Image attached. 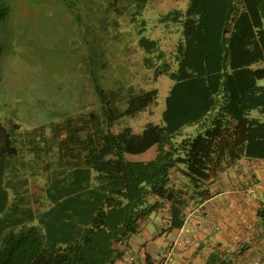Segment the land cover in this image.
I'll list each match as a JSON object with an SVG mask.
<instances>
[{
    "label": "trees",
    "instance_id": "16d2710c",
    "mask_svg": "<svg viewBox=\"0 0 264 264\" xmlns=\"http://www.w3.org/2000/svg\"><path fill=\"white\" fill-rule=\"evenodd\" d=\"M79 1L115 12L125 0ZM145 2L135 0V11ZM9 12L0 0V27ZM160 21L180 27L172 51L142 34L138 46L153 78L172 81L161 124L112 132L121 117L154 104L158 89L129 86L107 100L97 84L100 105L86 112L23 133L12 118L0 120V264L124 261L118 240L141 235L153 214L166 219L165 202L167 228H180L185 208L209 198L227 168L264 159V0H187ZM154 145L149 160L126 157ZM258 200L254 237L264 223V191ZM250 246L233 239L202 264H238Z\"/></svg>",
    "mask_w": 264,
    "mask_h": 264
},
{
    "label": "rangeland",
    "instance_id": "374dc122",
    "mask_svg": "<svg viewBox=\"0 0 264 264\" xmlns=\"http://www.w3.org/2000/svg\"><path fill=\"white\" fill-rule=\"evenodd\" d=\"M7 2L10 14L0 27V120L12 118L23 133L50 120L61 121L86 112L100 105L94 87L97 84L107 100L109 91H117L121 97L129 86L158 89L154 104L133 116L121 117L112 124V132L130 127L138 133L149 122L162 123L172 81L167 75L153 78L152 70L143 64L138 40L141 34L156 39L166 55L170 53L180 27L161 22L160 17L173 9L184 10L187 0H146L139 13L135 0L119 3L115 12L107 11L104 2L98 9L88 3L79 6V0ZM193 131V125L185 126L182 134ZM155 150L154 145L126 157L149 160ZM155 219L161 220L159 213L151 215L145 227L153 239L132 235L131 250L138 252L144 243L150 247L159 244ZM164 260L156 256L151 264Z\"/></svg>",
    "mask_w": 264,
    "mask_h": 264
},
{
    "label": "crops",
    "instance_id": "0c3cea01",
    "mask_svg": "<svg viewBox=\"0 0 264 264\" xmlns=\"http://www.w3.org/2000/svg\"><path fill=\"white\" fill-rule=\"evenodd\" d=\"M263 164L264 159L238 160L216 180L209 198L196 204H189L185 208L182 226L190 225L194 228L192 236H182L183 239L190 240L188 244L184 246L174 244L172 246L182 226L173 229L167 228L170 214L169 208L164 205L161 214L166 219H155L159 244L151 247L148 246V243L141 244L138 252L132 250L137 256L133 263L119 259L114 264H151L156 256L157 258H165L168 264H202L210 249L218 248L221 250L231 244L233 241L232 234L236 231L251 245V248L245 252L246 257L256 248L264 254L263 243L254 237L253 230H251L257 221L258 199L264 191V174L260 173V179L254 178L255 184L249 186L247 183V176L251 167ZM176 179L175 187L180 181V179ZM214 221L220 224V230L215 231L211 228V223ZM141 235L145 236L146 239H153V236L145 228ZM199 246L200 249L198 250Z\"/></svg>",
    "mask_w": 264,
    "mask_h": 264
},
{
    "label": "built area",
    "instance_id": "2783aa9c",
    "mask_svg": "<svg viewBox=\"0 0 264 264\" xmlns=\"http://www.w3.org/2000/svg\"><path fill=\"white\" fill-rule=\"evenodd\" d=\"M264 174V164L261 166H252L251 171L247 176L248 184L251 186V184H255L254 178L260 179L259 175ZM165 205L169 208V204L165 202ZM211 228L215 231L220 230V224L217 221H214L211 223ZM258 233L255 236L256 239H259L261 243L264 245V223H261L258 227ZM194 234V228L190 225H184L181 227L178 236L174 239V243L172 246L179 245L184 246L190 242L189 239H183V235H190L192 236ZM233 239L236 241H239L242 239L241 234L238 233V231L234 232L232 234ZM117 249L122 254V258L127 263H133L136 260V254L130 249L129 242L127 238H121L117 242ZM155 264H166V260L161 261L160 263ZM238 264H264V254L261 250L257 249L252 251L247 257H244L243 259L238 261Z\"/></svg>",
    "mask_w": 264,
    "mask_h": 264
}]
</instances>
